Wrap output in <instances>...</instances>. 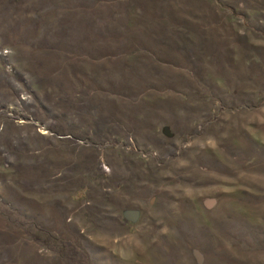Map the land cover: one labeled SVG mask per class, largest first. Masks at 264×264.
<instances>
[{
  "label": "rangeland",
  "instance_id": "1",
  "mask_svg": "<svg viewBox=\"0 0 264 264\" xmlns=\"http://www.w3.org/2000/svg\"><path fill=\"white\" fill-rule=\"evenodd\" d=\"M0 264H264V0H0Z\"/></svg>",
  "mask_w": 264,
  "mask_h": 264
}]
</instances>
